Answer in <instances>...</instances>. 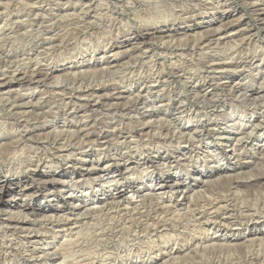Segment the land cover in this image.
<instances>
[{
    "label": "rangeland",
    "instance_id": "rangeland-1",
    "mask_svg": "<svg viewBox=\"0 0 264 264\" xmlns=\"http://www.w3.org/2000/svg\"><path fill=\"white\" fill-rule=\"evenodd\" d=\"M168 29L180 32L138 37ZM35 72L44 83L14 82ZM10 78L0 183L21 188L0 191V264H264V0H0V84ZM33 97L39 111L23 107ZM90 149L83 181L65 161ZM105 154L127 171L105 175ZM120 190L119 205L83 214ZM6 219L36 223L28 244Z\"/></svg>",
    "mask_w": 264,
    "mask_h": 264
},
{
    "label": "bare ground",
    "instance_id": "bare-ground-1",
    "mask_svg": "<svg viewBox=\"0 0 264 264\" xmlns=\"http://www.w3.org/2000/svg\"><path fill=\"white\" fill-rule=\"evenodd\" d=\"M245 2H247V1H245ZM138 3H139V1H138ZM145 3V2H144ZM34 4V3H33ZM78 4V3H77ZM160 4V3H159ZM44 5V4H43ZM87 5V4H86ZM93 6V5H92ZM92 6H91V3H89V5H87L86 6V9H87V12L88 13H93V9H92ZM102 7V6H101ZM152 7V6H151ZM96 8V7H95ZM108 9V8H107ZM229 9V8H228ZM258 9V8H257ZM96 10V9H95ZM41 12V11H40ZM112 12V11H111ZM165 12V11H164ZM230 12V11H229ZM4 15V14H3ZM2 15V16H3ZM8 16H9V14H8ZM68 18V17H67ZM150 19V18H149ZM121 20V19H120ZM147 20V19H146ZM21 21V20H20ZM75 21V20H74ZM139 21V20H138ZM144 21V20H143ZM220 21V20H219ZM48 22V21H47ZM9 23V22H8ZM16 22H14V24H15ZM32 23V22H31ZM58 23V22H57ZM60 23V22H59ZM141 23V22H140ZM19 24V23H18ZM17 24V25H18ZM50 24V23H49ZM123 24V23H122ZM47 25V24H46ZM15 26V25H14ZM20 26V25H19ZM53 26V25H52ZM54 26H55V24H54ZM119 26V25H118ZM25 27V26H24ZM23 27V28H24ZM46 27V26H45ZM44 27V28H45ZM47 27H49V25H47ZM46 27V28H47ZM58 27V26H57ZM40 29V28H39ZM105 29V28H104ZM43 30V29H42ZM35 31V30H34ZM150 32H152V33H142V34H140L138 37H139V39H143V38H146V37H148V36H150V35H152V34H165V33H167L168 34V36L170 37V35L172 34L173 36H174V34H179V32H180V29H172V30H170L169 31V29L168 30H149ZM248 31V30H247ZM33 32V31H32ZM49 33V32H48ZM31 34V33H30ZM34 34V33H33ZM108 34V33H107ZM27 35V34H26ZM29 35V34H28ZM247 35V34H246ZM173 36H171V37H173ZM35 38V37H34ZM45 38V37H44ZM37 39H38V37H37ZM218 39H219V37H218ZM44 40V39H43ZM28 41V40H27ZM34 41V40H33ZM210 41V40H209ZM11 42V41H10ZM225 43V42H224ZM215 46V45H214ZM167 47V46H166ZM4 51V50H3ZM44 52V51H43ZM48 53V52H47ZM248 55V54H247ZM85 56V55H84ZM34 59V58H33ZM40 60H41V58H40ZM8 68V67H7ZM49 69V68H48ZM52 71H49L48 73L46 72L45 74H44V78L46 79V81H47V79H48V77L52 74L51 73ZM39 73H41V72H39ZM39 73H32L31 75H29V76H22V77H20V78H18V79H16V78H14V82H28V83H34V84H36V85H38V84H42V83H44V79L43 80H41V76L39 75ZM42 74V73H41ZM11 75V74H10ZM18 76V75H17ZM57 77V76H56ZM32 79H34V80H32ZM11 80V78L9 79V81ZM51 81V80H50ZM56 82V81H55ZM10 83H12V81H10V82H5V83H1L0 84V87H7ZM28 85V84H27ZM51 85V84H50ZM226 90H227V88H226ZM9 92V91H8ZM206 92V91H205ZM193 93V92H192ZM209 93V92H208ZM197 94V93H196ZM210 94V93H209ZM8 94H6V96H7ZM194 95V94H193ZM1 96V95H0ZM198 96V95H197ZM206 96V95H205ZM204 96V97H205ZM210 96V95H209ZM193 97V96H192ZM6 98V97H5ZM8 98V97H7ZM194 98V97H193ZM9 99V98H8ZM7 99V100H8ZM197 99V98H196ZM195 99V100H196ZM218 99V98H217ZM3 100V99H2ZM36 99L33 97V99L31 100V101H29V102H27V103H23V107H25V109H31V110H35V111H39L40 110V105H39V103L38 102H34ZM41 100V99H40ZM161 100V99H160ZM198 100H199V98H198ZM201 100H203V99H201ZM260 100V99H259ZM26 101V100H25ZM28 101V100H27ZM180 101V100H179ZM213 101V100H212ZM4 102H5V100H4ZM18 102H19V100H18ZM154 105V104H153ZM10 108H12L13 110H15L17 107L16 106H14V105H12V106H9ZM156 108V107H155ZM177 108V107H176ZM33 112V111H32ZM24 115V114H23ZM22 117H24V116H22ZM199 119V118H198ZM83 120V119H82ZM81 120V121H82ZM22 121V120H21ZM86 121V120H85ZM20 122V121H19ZM79 123H80V121H79ZM91 123V122H90ZM65 124V123H64ZM81 124V123H80ZM66 125V124H65ZM74 125V124H73ZM77 125H78V123H77ZM85 125V124H84ZM22 126V125H21ZM75 126H76V124H75ZM207 126V125H206ZM122 127V126H121ZM251 127V126H250ZM253 127H255V126H253ZM257 127V126H256ZM2 128V127H1ZM14 128V127H13ZM55 128V127H54ZM72 128V127H71ZM82 128V127H81ZM65 129V128H64ZM23 130H24V128H23ZM73 130V129H72ZM75 130V129H74ZM29 131V130H28ZM41 131H43V129L41 128L40 130H39V132H41ZM63 131V130H62ZM68 131V130H67ZM70 131V130H69ZM68 131V132H69ZM214 131V130H213ZM24 132V131H23ZM31 132V131H30ZM21 133V132H20ZM29 133V132H28ZM66 133V132H65ZM70 133H71V131H70ZM198 133V132H197ZM209 133H210V131H209ZM212 133V132H211ZM54 134V133H53ZM109 134V133H108ZM213 134V133H212ZM33 135V134H32ZM68 135H70V134H68ZM79 135V134H78ZM85 136H89V134H84ZM105 135V134H104ZM110 135H112V134H110ZM66 136V135H65ZM64 136V137H65ZM99 136L100 135H98V137H97V139H99V140H103L104 139V141L106 140V137H103V136H100V138H99ZM114 136V135H113ZM189 136V135H188ZM49 137V136H48ZM51 137V136H50ZM208 137V136H207ZM22 138H24V137H22ZM80 138V137H79ZM201 138H202V136H201ZM216 138V137H215ZM64 139V138H63ZM95 139V138H94ZM189 139V138H188ZM187 139V140H188ZM91 140V139H90ZM184 140V139H183ZM64 141V140H63ZM74 142V141H73ZM103 142V141H102ZM110 142V141H109ZM53 143H55V142H53ZM58 143V142H57ZM62 143V142H61ZM85 143H86V141H85ZM104 143H106V142H103L102 144H104ZM118 143V142H117ZM120 143V142H119ZM87 144V143H86ZM93 144H94V142H93ZM187 144V143H186ZM236 144V143H235ZM70 146V145H69ZM72 146V145H71ZM110 146V145H109ZM112 146V145H111ZM59 147V146H58ZM91 146H89V148H90ZM116 147V146H115ZM123 147V146H122ZM129 147V146H128ZM77 148V147H76ZM102 148V147H101ZM36 149V148H35ZM61 149V148H60ZM79 149V148H78ZM92 149V148H91ZM90 149V150H91ZM95 149V148H94ZM104 149V148H103ZM106 149V148H105ZM86 150V149H85ZM88 150V149H87ZM102 150V149H101ZM107 150H110V149H107ZM129 150V149H128ZM58 151V150H57ZM56 151V152H57ZM92 151V150H91ZM97 151V150H96ZM99 151V150H98ZM103 151V150H102ZM53 152H54V150H53ZM55 152V153H56ZM79 152V151H78ZM78 152H76V153H78ZM108 152V151H107ZM126 152V151H125ZM229 152V151H228ZM234 152V151H233ZM14 153H15V151H14ZM36 153V152H35ZM94 153H96V152H89L87 155L85 154V157H82L81 156V158L79 159H77L76 161L74 160H71V161H68V160H66L65 162H66V164H70V166H68V168L70 169V170H72V169H74V167H75V164L77 165L78 163H80V170L79 171H81L80 173H79V175H80V177L83 179L84 178V180L83 181H85L86 180V178H90L89 176H90V173H91V171H90V169H86V167H85V158L87 159L89 156H92ZM224 153V152H223ZM81 154H83V153H80L79 155H81ZM72 155V154H71ZM70 155V156H71ZM75 155V154H74ZM101 155V153L99 154V156ZM117 155H118V153H117ZM61 156V155H60ZM7 157V156H6ZM15 157V156H14ZM31 157V156H30ZM29 157V158H30ZM52 157V156H51ZM98 157V156H97ZM118 157V156H117ZM116 156H114V157H112V154H111V157L109 156H106V154H105V156H103V159H105L108 163H107V165H105V167L103 168V170H104V174L105 175H115L116 174V176L117 175H119V174H121L122 175V173H124V172H126L127 171V169H126V167H124L123 165H121L120 164V162H119V160H118V158H117ZM120 157H122V156H120ZM29 158H28V160H29ZM33 158H34V156H33ZM37 158V159H36ZM36 158H34V159H36V161H35V163L37 164V165H39V164H41V163H43L44 162V160L42 159V157H40V156H38V157H36ZM48 158V157H47ZM56 158H57V156H56ZM71 158V157H70ZM100 158V157H99ZM61 159V158H60ZM59 159V160H60ZM68 159H69V157H68ZM21 160V159H20ZM31 160H33L32 158H31ZM88 160V159H87ZM100 160V159H99ZM50 161V160H49ZM90 161V160H89ZM88 161V162H89ZM120 161H122L121 159H120ZM8 162V161H7ZM19 162V161H18ZM46 162V161H45ZM53 162V161H52ZM55 162V161H54ZM59 162V161H58ZM154 162V161H153ZM9 163V162H8ZM20 163H21V161H20ZM61 163H62V160H61ZM110 163H112V164H110ZM4 164V163H3ZM3 164H1V162H0V174L1 173H5V170H7V173L9 172L8 171V166H4ZM5 164H6V162H5ZM22 164V163H21ZM30 164H32V163H30ZM58 164V163H57ZM98 164V163H97ZM7 165V164H6ZM34 165V164H33ZM91 166V165H90ZM93 166V165H92ZM77 167V166H76ZM95 167V166H94ZM36 168V167H35ZM85 168V169H84ZM90 168V167H89ZM92 168V167H91ZM15 169V168H14ZM28 169V168H27ZM94 170V169H93ZM78 171V172H79ZM15 172V171H14ZM23 173V172H22ZM25 173V172H24ZM47 174H49V176H51V174L50 173H46L45 175L46 176H48ZM218 174V173H217ZM64 175V174H63ZM17 176V175H16ZM103 176L102 175H99L98 177H97V180H94V181H103V180H100V178H102ZM107 177V176H106ZM52 179V178H51ZM103 179V178H102ZM107 179V178H106ZM113 179V178H112ZM1 180V179H0ZM53 181H54V178L52 179ZM56 180V179H55ZM79 180H81V179H79ZM115 180V179H114ZM113 180V181H114ZM46 181V180H45ZM57 181V180H56ZM76 181V180H75ZM90 181V180H89ZM116 181V180H115ZM114 181V182H115ZM238 181V180H237ZM15 182V183H14ZM14 182H9V181H5V182H2V183H0V191H2V190H4V189H6L7 187H12V186H14L15 188H21V186H20V182H18L17 180L15 181L14 180ZM43 182V181H42ZM63 182V181H62ZM107 182V181H106ZM128 182V181H127ZM56 183V182H55ZM90 183V182H89ZM101 183H103V182H101ZM110 183H111V181H110ZM113 183V182H112ZM118 183V182H117ZM116 183V184H117ZM104 184V183H103ZM23 185V184H22ZM106 185V184H105ZM111 185V184H110ZM110 185H108L109 187H110ZM25 186H26V184H25ZM77 186V185H76ZM115 186H117V185H115ZM240 186V185H239ZM24 187V186H23ZM106 187H107V185H106ZM25 188V187H24ZM66 188V187H65ZM111 188V187H110ZM123 188V187H122ZM105 189V188H104ZM60 190V189H59ZM81 190V189H80ZM22 191V189H20V192ZM141 191V190H140ZM5 192V191H4ZM53 193V192H52ZM51 194V193H50ZM74 196V195H73ZM198 196V195H197ZM72 197V195H70V198ZM175 197V196H174ZM193 197V196H192ZM76 198V197H75ZM199 198V197H198ZM208 199V198H207ZM66 200H68V199H66ZM123 200H124V195H123V191L122 190H120V191H117V192H115V194H114V196L112 195V194H110V195H106V197H105V199L104 200H101V199H91V200H89L90 202V204L87 202L86 204H83V208H84V215H85V212H87L88 213V211L91 209V206L93 205H106V208H107V206H108V203L111 201V203H116V204H120L121 202H123ZM129 200V199H128ZM223 200V199H222ZM70 202H71V200H69ZM68 202V201H67ZM69 202V203H70ZM79 204V203H78ZM110 204V203H109ZM112 204V205H113ZM111 205V204H110ZM115 205V204H114ZM138 205V204H137ZM211 205V204H210ZM68 206V205H67ZM67 206H65V205H62L61 207H56V208H54L53 210L55 211V212H63L64 210H70V211H73L74 213L75 212H79L80 211V205H78V206H76V207H74V208H70V209H68V208H66ZM13 207H15V209H16V211L17 212H25L24 210H26L27 208H28V206L27 205H23V204H21V205H19V204H15ZM97 207V206H96ZM103 207L104 206H102V209H103ZM115 207V206H114ZM119 207V206H118ZM220 207V206H219ZM223 207V206H222ZM6 208H8V206H6ZM93 208V207H92ZM99 208V207H98ZM98 208H96V209H98ZM105 208V207H104ZM112 208V207H111ZM94 209V208H93ZM92 209V210H93ZM108 209V208H107ZM110 210V209H109ZM113 210V209H112ZM218 210H219V208H218ZM7 211V210H6ZM9 211V210H8ZM38 212H39V214H41V215H43L45 212L47 213V212H49L50 210H45V209H41V208H39L38 210H37ZM96 211H98V210H96ZM95 211V212H96ZM100 211V210H99ZM107 211V210H106ZM115 211V210H114ZM216 211V210H215ZM3 212V211H2ZM110 212V211H109ZM214 212V211H213ZM86 213V214H87ZM92 213V212H91ZM99 213V212H98ZM12 214H13V211H12ZM81 214H82V212H81ZM233 214V213H232ZM19 215H20V213H19ZM22 215V214H21ZM58 215V214H57ZM84 215H82V216H84ZM89 215V214H88ZM105 215V214H104ZM262 215V214H261ZM38 216V215H37ZM52 216V215H51ZM79 216H81V215H79ZM86 216V215H85ZM90 216H91V214H90ZM233 216V215H232ZM23 217V216H22ZM41 217V216H40ZM57 218H58V216H56ZM65 217V216H64ZM89 217V216H88ZM109 217V216H108ZM140 217V216H139ZM18 218V217H17ZM24 219H25V217H23ZM45 219V217H42V219ZM55 218V217H54ZM53 218V219H54ZM60 219L61 218H63V217H59ZM160 218V217H159ZM184 218V217H183ZM221 218V217H220ZM5 219V218H4ZM22 219V218H21ZM26 219H28L27 217H26ZM46 219H47V217H46ZM70 219V218H69ZM244 219V218H243ZM258 219V218H257ZM36 220V219H35ZM40 220V219H39ZM65 220H66V218H65ZM83 220V219H82ZM29 221H30V219H29ZM29 221H25V220H21V221H16V220H13V219H6L5 220V222H3L2 224H4L5 225V229H9V231L10 232H12L13 234L14 233H16V235H22V233L23 234H26L27 235V237L26 236H21V237H19L18 236V238H21V240H23V241H27V244H28V240H31L30 238H29V236H31L30 234H32V232L30 231V228H31V226H33L34 224H36V223H34L33 225H32V223H29ZM33 221H34V219H33ZM41 221V220H40ZM46 221V220H45ZM73 221H75V220H73ZM85 221V220H84ZM94 221H96V220H94ZM207 221H208V219H207ZM53 222V221H52ZM51 222V223H52ZM57 222V221H56ZM60 222V221H59ZM65 222V221H64ZM41 223V222H40ZM46 223V222H45ZM44 223V224H45ZM61 223V222H60ZM81 223V222H80ZM213 223H214V221H213ZM217 223V222H216ZM62 224V223H61ZM67 224V223H66ZM69 224V223H68ZM76 224V223H75ZM162 224V223H161ZM42 225V224H41ZM40 225V226H41ZM47 225V224H46ZM45 225V226H46ZM50 225V224H49ZM58 224H56V226H57ZM60 225V224H59ZM73 225V224H72ZM44 226V227H45ZM93 226V225H92ZM110 226V225H109ZM108 226V227H109ZM112 226V225H111ZM192 226V225H191ZM73 227H74V225H73ZM75 227H76V225H75ZM74 227V228H75ZM127 227V226H126ZM3 227H1V229H2ZM46 228H48V227H46ZM57 228H60L59 226H57ZM101 228V227H100ZM111 228V227H110ZM143 228V227H142ZM40 229V228H39ZM52 229V228H51ZM61 229V228H60ZM64 229H66V228H64ZM79 229V228H78ZM88 229V228H87ZM34 230V229H33ZM36 230V229H35ZM54 230V229H53ZM70 230H71V228H70ZM104 230V229H103ZM111 230H112V228H111ZM110 230V231H111ZM178 230V229H177ZM2 231V230H1ZM16 231V232H15ZM38 231V233L40 234V232L39 231H41V230H37ZM58 231V230H57ZM56 231V232H57ZM60 232V231H59ZM66 232H68V230L66 231ZM73 232V231H72ZM87 232V231H86ZM112 232V231H111ZM126 232V231H125ZM47 233V232H46ZM50 233H51V231H50ZM54 233V232H53ZM36 234H37V232H36ZM41 234H42V232H41ZM60 234V233H59ZM84 234V233H83ZM89 234H91V233H89ZM7 235V234H6ZM15 235V234H14ZM51 235V234H50ZM58 235V234H57ZM96 235V234H95ZM120 235V234H119ZM32 236H33V234H32ZM38 236V235H37ZM55 236V235H54ZM54 236H53V238H54ZM90 236V235H89ZM5 237V236H4ZM8 237V236H7ZM7 237H6V239H7ZM10 237V236H9ZM8 237V238H9ZM38 237H40V236H38ZM43 237V236H42ZM56 237V236H55ZM83 237V236H82ZM81 237V238H82ZM96 237H97V235H96ZM190 237V236H189ZM11 238V237H10ZM33 239L34 238H36V236L35 237H32ZM41 238V237H40ZM45 238H47V237H44V239ZM52 238V239H53ZM80 238V237H79ZM88 238V237H87ZM164 238V237H163ZM13 239V238H12ZM43 239V240H44ZM78 239V238H77ZM11 240V239H10ZM16 240V239H15ZM14 240V241H15ZM41 240V239H40ZM42 240V241H43ZM51 240V239H50ZM74 240V239H73ZM53 241V240H52ZM69 241V243L66 245L65 244V246H68V247H70V245H71V240H68ZM1 242V241H0ZM8 242V241H7ZM16 242V241H15ZM38 242H40L39 240L37 241V243ZM47 242V241H46ZM81 242V241H80ZM25 243V242H24ZM32 243V242H31ZM78 243V242H77ZM167 243V242H166ZM19 244V243H18ZM29 244H30V241H29ZM35 244V243H34ZM3 245V244H2ZM1 245V246H2ZM64 245V244H63ZM92 245V244H91ZM168 245V244H167ZM210 245V244H209ZM1 246H0V248H1ZM19 246V245H18ZM23 246H24V244H23ZM44 246V245H43ZM25 247H26V245H25ZM31 247V246H30ZM68 247H66V248H68ZM86 247V246H85ZM47 248V247H46ZM5 250H9L10 252H13V254L14 255H16L17 256V258L18 257H20L21 256V254H20V250H19V248L17 247V245L16 244H13L12 242H8L7 243V245H6V247L4 248ZM44 249V248H43ZM42 249V250H43ZM64 249V248H63ZM78 249V248H77ZM26 250V249H25ZM35 250V249H34ZM60 250H62V249H59V251ZM36 251V250H35ZM63 251V250H62ZM66 251V250H65ZM8 252V251H7ZM25 252V251H24ZM38 252V251H37ZM34 252L33 250H32V252H31V254L30 255H32V256H36L37 257V255H38V253H42L44 256H46V254H47V252H46V254H44V252ZM58 252V251H57ZM68 252V251H67ZM71 252V251H70ZM79 252V251H78ZM9 253V252H8ZM54 253V254H53ZM53 256H56L57 254H55V251L53 250ZM59 253V252H58ZM61 253V252H60ZM59 253V254H60ZM117 253V252H116ZM49 254V253H48ZM52 254H51V252H50V255L52 256ZM61 254H64V252H62ZM60 254V255H61ZM3 255V254H2ZM59 255V256H60ZM32 256H29L30 257V260L32 261V259L31 258H33L34 259V257H32ZM50 256V257H51ZM58 256V255H57ZM62 256V255H61ZM67 256H69V255H67ZM71 256V255H70ZM96 256V255H95ZM170 256H171V254H170ZM1 257V256H0ZM3 257H5V256H3ZM28 257V258H29ZM35 257V258H36ZM39 258L41 257V256H38ZM82 257V256H81ZM87 257V256H86ZM62 258V257H61ZM63 258H65V257H63ZM78 258H79V256H78ZM84 258V257H83ZM83 258H81V259H83ZM93 258V257H92ZM51 259V258H50ZM2 260H4V259H2ZM9 260V259H8ZM23 260V259H22ZM29 260V261H30ZM65 260V259H64ZM85 260V259H84ZM83 260V261H84ZM94 260H95V258H94ZM97 260V259H96ZM28 261V260H27ZM36 261V260H35ZM74 261V260H73ZM86 262H87V260H85ZM90 261V260H89ZM20 262V261H19ZM34 262V261H33ZM32 262V263H33ZM41 262V261H40ZM63 262V261H62ZM80 262V261H79ZM82 262V261H81ZM91 262V261H90ZM89 262V263H90ZM93 262V261H92ZM91 262V263H92ZM15 263V262H14ZM73 263V262H72ZM88 263V264H89ZM90 263V264H91ZM8 264H10V261H9V263ZM24 264V263H23ZM78 264V263H77ZM83 264V263H82ZM84 264H87V263H84ZM98 264V263H97ZM101 264V263H100Z\"/></svg>",
    "mask_w": 264,
    "mask_h": 264
}]
</instances>
